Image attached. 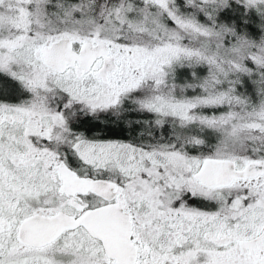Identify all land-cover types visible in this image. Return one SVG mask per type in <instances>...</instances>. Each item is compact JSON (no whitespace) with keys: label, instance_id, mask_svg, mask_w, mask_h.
Wrapping results in <instances>:
<instances>
[{"label":"snow or ice","instance_id":"6c2138e0","mask_svg":"<svg viewBox=\"0 0 264 264\" xmlns=\"http://www.w3.org/2000/svg\"><path fill=\"white\" fill-rule=\"evenodd\" d=\"M0 264H264V0H0Z\"/></svg>","mask_w":264,"mask_h":264}]
</instances>
